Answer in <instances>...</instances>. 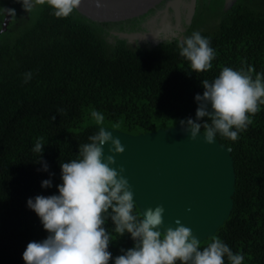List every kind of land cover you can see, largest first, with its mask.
Returning a JSON list of instances; mask_svg holds the SVG:
<instances>
[{"label":"trees","instance_id":"trees-1","mask_svg":"<svg viewBox=\"0 0 264 264\" xmlns=\"http://www.w3.org/2000/svg\"><path fill=\"white\" fill-rule=\"evenodd\" d=\"M6 1H0V27ZM19 8L13 6L15 17L0 33V264H25L27 244L47 237L27 200L58 194L60 163L76 159L79 145L99 130L92 110L104 115L102 126L131 134L153 131L194 119L201 81H212L223 67L251 66L253 78L264 73V0H237L217 13L212 30L194 28L199 24L194 20L184 37L200 32L216 53L212 68L201 73L180 55L177 38L131 44L115 35L109 41L108 26L123 22H95L76 10L57 18L47 3L25 16ZM26 72L32 73L28 83ZM251 119L236 141L216 136L231 147L233 206L215 233L200 243L203 248L217 237L244 256L243 264H264V105ZM41 137L48 171L42 170L41 154L33 152ZM46 179L52 180L51 188L41 187ZM134 215L142 217L137 206ZM105 216L112 240L109 264H114L121 249L132 248L134 241L128 233L119 236Z\"/></svg>","mask_w":264,"mask_h":264},{"label":"clouds","instance_id":"clouds-1","mask_svg":"<svg viewBox=\"0 0 264 264\" xmlns=\"http://www.w3.org/2000/svg\"><path fill=\"white\" fill-rule=\"evenodd\" d=\"M20 2L25 11L47 3L57 18L70 16L81 4V0ZM100 6L97 0V7ZM3 11L15 14L14 9ZM210 43L200 32L180 40V55L190 62L193 72L212 68L216 53ZM254 71L251 66L247 70L223 67L212 81H201L203 93L194 98L198 105L195 118L179 121L181 127L190 131L191 139L200 133L209 144L217 134L231 141L239 139V133L248 128L253 122L251 117L264 105V73H256L253 78ZM31 78V72L24 73V83ZM91 116L101 127L88 137V143L79 145L76 159L60 163L62 183L56 186L58 194L27 200V207L37 214L48 235L27 244L22 255L25 264H109L113 260L108 250L112 240L104 227L105 214L119 236L128 233L134 241L132 248L121 249L114 264H225V257L229 264H243L244 256L234 253L217 237L202 248L192 230L180 220L175 221V228L169 226L161 231L163 206L148 208L140 218L134 215L136 202L124 169L112 167L116 163L114 155L105 156L103 146L110 144L109 152L116 154L125 149L119 139L105 131L101 112L92 110ZM44 146L43 138H37L33 152L41 154L42 170L48 171L47 162L42 160ZM41 187L51 188L52 180H43Z\"/></svg>","mask_w":264,"mask_h":264},{"label":"water","instance_id":"water-1","mask_svg":"<svg viewBox=\"0 0 264 264\" xmlns=\"http://www.w3.org/2000/svg\"><path fill=\"white\" fill-rule=\"evenodd\" d=\"M164 1L100 0L101 6L97 7V0H81L75 10L95 22H123L146 14ZM187 6L189 22L195 0H189ZM9 20L10 15L5 13L0 33L6 30ZM115 34L127 41L149 40L151 36L150 32ZM103 127L125 149L122 154H116L109 152L110 144L103 146L105 156L114 155L116 163L112 167L117 170L123 167L140 213L143 215L148 208L156 206L165 209L161 231L169 226L175 228V221L180 220L202 241L228 218L235 190L231 147L217 138L209 144L202 133L193 140L190 131L179 122L138 134Z\"/></svg>","mask_w":264,"mask_h":264},{"label":"flooded vegetation","instance_id":"flooded-vegetation-1","mask_svg":"<svg viewBox=\"0 0 264 264\" xmlns=\"http://www.w3.org/2000/svg\"><path fill=\"white\" fill-rule=\"evenodd\" d=\"M236 1L237 0H195L194 11L192 13L190 21L187 22V18H186L188 14L187 3L189 2V0H165L159 6L150 10L146 14L138 18H133L136 19L134 22H130V20H132L130 19L127 20V22L123 21V23L125 24L123 26H119L117 24L115 25L111 24L110 25L111 28L108 29L106 37L110 41L111 40L110 38L115 36L116 32L126 31V32H150L151 34L149 40L128 41L131 44H135V43L156 44L163 40L169 41L175 38L181 40L183 39L188 28L189 27L191 28V25L193 24L194 20L199 15H204L206 17L202 22L199 21L197 18L199 24L195 25L194 28H198V27L203 28L207 24V20H209L208 22H210V24L214 23L216 19L218 20L217 13H219L220 10H225L230 8ZM14 5L16 7H20L19 11L20 13L21 12L23 13L22 14L23 16L26 15L25 11L23 10V7L20 6V4L16 0H7L5 3L1 4L2 13H4L1 19V23L6 13L3 11V9H13ZM213 6L217 8L212 9ZM212 10L216 12L213 13ZM13 17L15 16L10 15L9 21H11Z\"/></svg>","mask_w":264,"mask_h":264},{"label":"rangeland","instance_id":"rangeland-1","mask_svg":"<svg viewBox=\"0 0 264 264\" xmlns=\"http://www.w3.org/2000/svg\"><path fill=\"white\" fill-rule=\"evenodd\" d=\"M37 5H35L34 7H36ZM24 10V9H23ZM25 11V10H24ZM205 17L206 16H204V15H199L197 18H198V20L199 21H203L204 19H205ZM216 19V18H215ZM198 21V22H199ZM209 20H207V24L203 27V28H205V29H208V30H212L214 27H215V25L217 24V19L215 20V22L214 23H212V24H210V22H208ZM124 25V23L123 24H119V26H123ZM109 28H111V26L109 25L108 26V28L107 29H109ZM199 28V27H198ZM201 28V27H200Z\"/></svg>","mask_w":264,"mask_h":264}]
</instances>
